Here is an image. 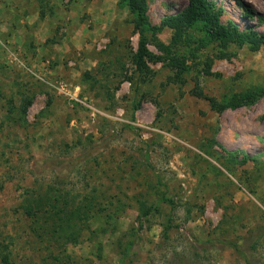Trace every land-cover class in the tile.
I'll use <instances>...</instances> for the list:
<instances>
[{
	"label": "rangeland",
	"instance_id": "rangeland-1",
	"mask_svg": "<svg viewBox=\"0 0 264 264\" xmlns=\"http://www.w3.org/2000/svg\"><path fill=\"white\" fill-rule=\"evenodd\" d=\"M211 1L245 40L147 0L140 73L126 1L0 0V264H264V0Z\"/></svg>",
	"mask_w": 264,
	"mask_h": 264
},
{
	"label": "trees",
	"instance_id": "trees-1",
	"mask_svg": "<svg viewBox=\"0 0 264 264\" xmlns=\"http://www.w3.org/2000/svg\"><path fill=\"white\" fill-rule=\"evenodd\" d=\"M129 4L131 12L135 15L136 28L140 34L139 48L136 55V65L140 73L146 66V58L149 55L147 50V35L146 25L148 23L147 12V0H124ZM221 11L217 10L215 3L211 0H189L188 4L184 9L177 15L168 16L164 19V23L172 27L175 31L174 41L177 44H184L185 50H189L195 54L197 47H193L192 44L195 40L187 35V30L192 27L201 28V31L205 34L206 40H213L220 45L226 47L228 43L239 40L243 41L248 36L238 32L234 26H225L220 21ZM199 46L204 44V39L200 38L198 42ZM161 58V57H158ZM176 66H179L183 70H187L184 63L180 60L178 54L169 57ZM208 72V71H207ZM228 105V103L226 104ZM230 106H238L235 103H229ZM163 201L169 205H173V200L167 196L166 193L163 195ZM233 247L237 248L235 241H230Z\"/></svg>",
	"mask_w": 264,
	"mask_h": 264
}]
</instances>
